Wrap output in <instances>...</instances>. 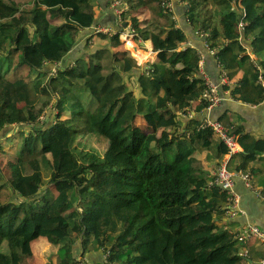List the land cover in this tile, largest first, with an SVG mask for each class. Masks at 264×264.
I'll use <instances>...</instances> for the list:
<instances>
[{"label":"trees","instance_id":"16d2710c","mask_svg":"<svg viewBox=\"0 0 264 264\" xmlns=\"http://www.w3.org/2000/svg\"><path fill=\"white\" fill-rule=\"evenodd\" d=\"M118 1L134 38L150 40L157 52L144 67L130 41L134 57L115 60L119 26L97 31L110 50L61 64L79 32L94 24L97 0H0V131L15 126L0 139V190L12 195L0 200V264H30L27 246L37 239L56 246L50 264H76L93 249L115 253L107 264H245L235 234L218 225L229 196L214 181L227 149L188 116L206 107L196 76L201 52L187 44L166 0ZM177 1L186 2L187 21L232 80L233 97L263 101L264 0ZM43 98L54 100L49 113ZM241 132H234L243 149L236 169L247 172L259 149ZM14 137L8 153L3 146Z\"/></svg>","mask_w":264,"mask_h":264},{"label":"crops","instance_id":"0c3cea01","mask_svg":"<svg viewBox=\"0 0 264 264\" xmlns=\"http://www.w3.org/2000/svg\"><path fill=\"white\" fill-rule=\"evenodd\" d=\"M112 2L113 1L111 0H97V5H95V10L97 12L95 24L92 25L91 28L82 30V35H79L77 43L74 45L67 57H65L62 64H70L81 57L82 54L88 52L86 49L87 43L95 44L92 51L101 48H108L110 50V44L98 35L97 30L105 29L108 30V32L105 33H114L115 30L119 29L118 25L120 24L122 18H117ZM181 6V3H175L173 11L176 13L179 25L185 29L188 36L187 44L191 45V47H195L201 52V56L204 59L205 69L209 72L212 79L216 83L220 84V90L224 96V100L220 105L215 106L209 112L204 114L198 113L195 117L203 120L208 116L211 119L219 121H222L220 119L224 117V121L234 124L235 128L233 130H237L240 127L242 129V134L249 133L258 143L259 154L256 158L249 162L247 170V172L250 173L249 181L253 188L248 187L246 182L241 178L236 180L235 192L239 195L238 205L232 207L231 211L226 213V216L218 221V225L223 228L228 227L229 230L233 232H240L244 226L249 224H254L264 230V100L260 102L256 101L255 104H250L233 97L231 92L233 86H227L228 89L224 90V86L226 85H222L220 83L221 74L224 71V68L219 62L215 51L210 50L207 46L205 38L197 34L194 27L187 21V19L185 21L186 23L181 22L187 16L185 9H182ZM91 34H93V36L89 40ZM138 41L139 45H142L138 46L139 48L144 45L148 46V42L152 48L151 51L146 49L144 51V49L141 48L145 53L152 52V59L146 61L142 65V67H144L147 62L154 60L157 52L153 51V45L150 40H147L146 42H140L141 40ZM121 42V52L119 51L120 53L117 58H115L116 61L123 60L125 56H132L129 50L125 48L123 39ZM135 44L137 45V43ZM245 46L247 48V52H249L250 43L248 41L245 42ZM253 58L255 59L256 57L253 56ZM53 66L55 69L57 68V65L50 64L48 65V68H53ZM242 151H240V153ZM240 153L233 158L231 162L230 168L232 170H238L236 168L241 160ZM256 191H261V194L258 195ZM240 245L242 246L240 248V252L247 250V255L245 256L247 258V262L245 264H264L263 244L255 240H250L246 243H240ZM75 250L77 255L82 251V248L80 247ZM103 255L104 252L102 249H93L89 251L84 258L88 260V264H100L103 261Z\"/></svg>","mask_w":264,"mask_h":264},{"label":"built area","instance_id":"2783aa9c","mask_svg":"<svg viewBox=\"0 0 264 264\" xmlns=\"http://www.w3.org/2000/svg\"><path fill=\"white\" fill-rule=\"evenodd\" d=\"M174 3V0H172V4ZM172 4H167L166 7H169L170 10H173ZM113 8L116 11L115 13L120 16L122 12L127 9L126 6L118 0H115L113 2ZM244 13V10H243ZM244 16V15H243ZM247 25L246 22H241L239 24V31L240 33H243L245 26ZM105 30V29H103ZM102 29L100 31H103ZM253 57V54H251ZM258 82L261 84L262 87H264V70L261 66L258 65ZM196 76L201 78L203 81L205 88L203 93L201 94V97L199 99L200 103L206 104V107L199 113L204 114L206 112H209L212 108L215 106H218L221 104V102L224 100V96L220 90V84L216 83L212 77L210 76L209 72L204 67V59L201 56L199 62H198V69L196 72ZM220 83L222 85L231 86L233 83L232 80L229 79L226 71L224 70L221 74ZM196 113L194 110L190 109L188 112L189 117L195 116ZM184 115V114H181ZM202 128H211L213 132L219 137V139L223 142L225 145L227 151L224 154L216 173V179L215 183L219 185L222 190L226 191L229 198H228V205L225 206V209L228 212L231 211L232 207H235L238 205L239 202V195L235 192V183L238 178H241L244 180L248 187L253 188L252 184L249 181L250 173L249 172H243L241 170H232L230 168L231 162L233 158L242 151V147L238 142L237 137L234 133L230 131L228 127L224 125L222 121L211 119L208 116L205 117L203 120H201ZM258 195L261 194V191H256ZM227 229V227H225ZM231 233L235 234V237L240 243H246L250 240H255L260 242L264 245V230H262L260 227L249 224L247 226H244L243 229L238 233V231H230ZM115 253H113L110 249L105 251L103 255V264H107L108 261L113 258ZM240 255L246 256V251H241ZM76 264H88V260L84 258L81 254L77 256Z\"/></svg>","mask_w":264,"mask_h":264},{"label":"rangeland","instance_id":"374dc122","mask_svg":"<svg viewBox=\"0 0 264 264\" xmlns=\"http://www.w3.org/2000/svg\"><path fill=\"white\" fill-rule=\"evenodd\" d=\"M11 1H14V2H16V3H18L19 5H26V4H28V2H29V0H11ZM175 1H177V0H174V3L172 4V0H166V2H167V4L168 5H170V3L172 4V7L174 8L175 7V3H181V7H182V9H185V12L186 11H188V7H187V4H186V2H179V1H177V2H175ZM112 4H113V2H112ZM138 4H139V2L138 3H136L135 4V7H137L138 6ZM165 8H169V7H165ZM115 11V10H114ZM116 12V11H115ZM174 15H175V17H176V19H177V16H176V13L174 12ZM186 19H187V16L185 17V19L184 20H182L181 22L182 23H186L185 21H186ZM122 21H126V23H127V26L126 27H123V23L124 22H120V24L118 25L121 29H123V33L120 35V40H124V43H125V48L126 49H128L129 50V52H130V54L132 55V51L127 47V43H126V41L128 42V41H130V42H134V44L135 43H137V45L135 44V46H136V50H135V53H134V55H135V59H136V61H137V63L139 64V65H143L146 61H148V60H150V59H152L151 58V56L152 55H150L148 58L147 57H145V56H142V49H144V51H145V49L146 50H148V51H151V49L149 48V47H147V46H143V47H138V46H142V45H139V41H137L136 39H134V36H133V34H132V28H131V23H130V20L129 19H124V17L122 16V19H121ZM122 24V25H121ZM122 26V27H121ZM103 30V29H102ZM104 32H108V30H103ZM79 34H81L82 35V31L81 32H79ZM140 42H143V41H140ZM144 42H146V41H144ZM142 48V49H141ZM88 51H92V50H89V49H87ZM143 51V52H144ZM108 53V52H107ZM106 53H104V54H101V60H103V61H106L107 60V57H106ZM154 55H155V53H154ZM142 56V57H141ZM258 61H261L263 64H264V53H262V54H260L259 55V58H258ZM62 64V63H61ZM53 69H55V67L53 66ZM57 69V68H56ZM56 69L54 70V71H56ZM23 70V72L24 73H27L28 72V69H26V68H24V69H22ZM33 74V73H32ZM134 81V80H133ZM133 81H132V83H133ZM134 89H136L135 87H133ZM137 90V89H136ZM83 91H84V93L86 94V95H89V92H88V90L87 89H85V88H83ZM138 91V90H137ZM53 98V97H52ZM52 98H43L42 99V101H46L47 102V106H46V110H45V112L46 113H49L50 112V106H51V104H52V102H54V100L52 99ZM45 117V116H44ZM45 119V118H44ZM47 122H51V120H48ZM45 123L46 125H48V123ZM15 128V126H11V127H9V128H7L6 130H4V131H0V139H3L5 136L6 137H8V136H10V135H12V132H9L11 129H14ZM2 137V138H1ZM12 138V137H11ZM10 139V138H9ZM14 139L15 140H13L12 142H10V143H7V144H5L4 146H3V149L5 150V151H7L8 153H11V152H13L14 150H15V145H16V142H17V137H14ZM98 148H103V149H105L106 148V143L105 142H103V141H95V143H94ZM0 152H2V151H0ZM241 154V153H240ZM237 156V155H236ZM235 156V157H236ZM234 157V158H235ZM76 174H79V173H76ZM72 177L78 182V183H80L81 182V180H82V178H81V176H79V175H75V174H72ZM11 197H12V195H11V193H9L8 192V190L6 189V190H0V200H2L3 202L4 201H8L9 199H11ZM80 210H81V208H80ZM31 245H28L27 246V251L30 253V255H29V253L27 252V259H29L30 260V264H50V262H51V260H49V255L56 249V246H54V245H51V244H49L47 241H43L42 239H37V240H35V241H32L31 243H30ZM82 248V246H81V244H80V242H78L77 244H76V246H75V249H77V248ZM24 252H25V254H26V251L24 250ZM30 256V257H29Z\"/></svg>","mask_w":264,"mask_h":264},{"label":"bare ground","instance_id":"6f19581e","mask_svg":"<svg viewBox=\"0 0 264 264\" xmlns=\"http://www.w3.org/2000/svg\"><path fill=\"white\" fill-rule=\"evenodd\" d=\"M147 47H149V48L151 49V45H150L149 42H148V46H147ZM150 55H152V52H150V53H145V52L142 51V56H147V57H149Z\"/></svg>","mask_w":264,"mask_h":264},{"label":"clouds","instance_id":"9594fccd","mask_svg":"<svg viewBox=\"0 0 264 264\" xmlns=\"http://www.w3.org/2000/svg\"><path fill=\"white\" fill-rule=\"evenodd\" d=\"M114 1H115V0H114ZM114 1H113V2H114ZM173 12H174V11H173ZM118 17L121 18L122 16H118ZM97 31H100V30H97ZM100 32H104V31H100ZM248 53H249V52H248ZM250 55H251V54H250ZM253 56H254V55H253ZM251 58H253V57L251 56ZM231 132H232V131H231ZM103 252L105 253V251H103ZM80 254L82 255V252H81ZM82 256H83V255H82ZM83 257H85V256H83ZM103 262H104V261H102V264H103Z\"/></svg>","mask_w":264,"mask_h":264},{"label":"water","instance_id":"95a60500","mask_svg":"<svg viewBox=\"0 0 264 264\" xmlns=\"http://www.w3.org/2000/svg\"><path fill=\"white\" fill-rule=\"evenodd\" d=\"M94 24H95V22H94ZM94 24H93V25H94ZM126 26H127V23H126V21H125V22L123 23V27H126ZM235 131H236V129L233 130L232 133H234Z\"/></svg>","mask_w":264,"mask_h":264}]
</instances>
